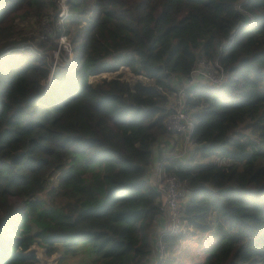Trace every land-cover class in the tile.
I'll return each mask as SVG.
<instances>
[{"label": "trees", "instance_id": "obj_1", "mask_svg": "<svg viewBox=\"0 0 264 264\" xmlns=\"http://www.w3.org/2000/svg\"><path fill=\"white\" fill-rule=\"evenodd\" d=\"M68 4L58 26L57 0H0V264H38L36 246L145 264L166 216L148 169L180 88L194 126L166 170L187 186L186 232L161 234L166 264H264V0ZM62 32L73 55L52 69ZM201 58L223 84H187ZM184 237L202 258L173 261Z\"/></svg>", "mask_w": 264, "mask_h": 264}, {"label": "built area", "instance_id": "obj_2", "mask_svg": "<svg viewBox=\"0 0 264 264\" xmlns=\"http://www.w3.org/2000/svg\"><path fill=\"white\" fill-rule=\"evenodd\" d=\"M58 19L56 24L61 25L64 21V17L69 14L68 0H57ZM50 27V31H49ZM55 34L54 27L49 23L45 22L42 36L45 37L47 34ZM58 53L65 51L66 53L72 52V43L69 39V35L62 32L58 35ZM64 49V50H61ZM56 50V49H55ZM56 68V63L52 64V69ZM203 82L211 86H220L226 80V71L223 65L218 61H207L205 58H201L193 67L192 75L188 78L187 84H198L202 80ZM173 111L166 118L167 128L180 133L185 138L186 144L182 143V148L186 150L188 144L187 140L190 141V135L193 130L194 120L192 118L191 109L188 105L185 90L180 88L173 96ZM183 153V152H182ZM182 153L177 154V156ZM166 181L165 183L155 182L158 189L162 191L163 203L162 208L166 214L167 227L165 230L160 231L155 237V243L152 253V260L150 264H164L167 260L168 250L167 244L161 237L164 231H168L173 234L186 232V220L182 217V199L185 197L186 184L175 174L165 170ZM165 196V199H164Z\"/></svg>", "mask_w": 264, "mask_h": 264}, {"label": "rangeland", "instance_id": "obj_3", "mask_svg": "<svg viewBox=\"0 0 264 264\" xmlns=\"http://www.w3.org/2000/svg\"><path fill=\"white\" fill-rule=\"evenodd\" d=\"M26 27L30 33L32 32L34 34H37V32L39 33V31L42 29L43 23L41 25L40 24L36 25V23L34 21H31L30 23H28L26 25ZM49 31H50V27H49ZM69 39L71 41L70 36H69ZM56 40L58 41V36H56ZM71 43H72V41H71ZM61 50H64V49H61ZM57 51H58V49L54 50L52 52V55H51L52 64L56 63V67H58L59 64H65L69 59H71V56L73 55L72 54L73 50L71 53H69V52L66 53L65 51L58 53ZM122 70H125V68H122ZM112 74H116V73H110V72L102 73L101 75H99L97 77H102V76H107V75L111 76ZM126 76H128L127 71H126ZM226 77H227V72H226ZM204 80L205 79L202 77L201 81H204ZM186 140H187V144H189L190 141H188V139H186ZM182 143L186 144L185 138L182 140ZM165 181H166L165 170H162L158 173V177H157L156 182L165 183ZM164 199H165V196H164ZM200 244H201V242L197 241L195 238L184 237L183 239H181L180 244L177 245V250L173 254L175 256L174 257L175 259L173 261L175 262L176 260H179L181 258L188 259V260H191V258H193L195 260L202 258L201 257L202 255H200L201 254L200 251L202 252L201 248H199ZM36 249H37V252H38L39 257H40V261L38 262V264H61L59 261V253H54V254L48 255V254L44 253L42 247L36 246ZM166 263L167 262H165L164 264H166Z\"/></svg>", "mask_w": 264, "mask_h": 264}, {"label": "crops", "instance_id": "obj_4", "mask_svg": "<svg viewBox=\"0 0 264 264\" xmlns=\"http://www.w3.org/2000/svg\"><path fill=\"white\" fill-rule=\"evenodd\" d=\"M183 136L180 133H175L169 136L161 137L154 147L152 163L148 169V179L153 184H155L158 173L162 170L167 169V164L169 161L177 156V154L182 153L184 149L182 148ZM167 227V219L165 216L160 217L156 221L155 226V237L158 232L165 230ZM152 256L149 255L146 259L145 264H150Z\"/></svg>", "mask_w": 264, "mask_h": 264}]
</instances>
